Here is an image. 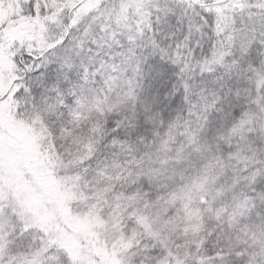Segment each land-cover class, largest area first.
Segmentation results:
<instances>
[{"label":"snow or ice","instance_id":"obj_1","mask_svg":"<svg viewBox=\"0 0 264 264\" xmlns=\"http://www.w3.org/2000/svg\"><path fill=\"white\" fill-rule=\"evenodd\" d=\"M0 264H264V0H0Z\"/></svg>","mask_w":264,"mask_h":264}]
</instances>
